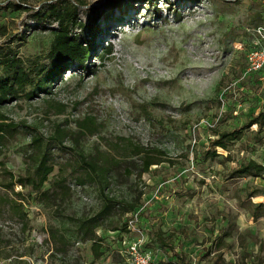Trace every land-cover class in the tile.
Returning a JSON list of instances; mask_svg holds the SVG:
<instances>
[{
  "label": "rangeland",
  "instance_id": "374dc122",
  "mask_svg": "<svg viewBox=\"0 0 264 264\" xmlns=\"http://www.w3.org/2000/svg\"><path fill=\"white\" fill-rule=\"evenodd\" d=\"M45 1L0 0V25L8 32L0 43L11 40L29 68L50 64L53 34L33 29L35 22L11 3ZM84 1L90 10L80 13L83 32L96 29L97 47L87 68L65 71L51 82V94L1 105L0 116L34 125L49 139L64 126L68 149H54L58 164L50 179L60 172L68 181L83 177L79 154H96L117 138L163 150L172 162L152 165L140 180L118 171L109 180L110 192L122 202L143 193L133 217L155 262L175 261L156 230L176 232L177 252L188 264H216L219 252L225 264H264V217L255 220L249 208L264 203V177H230L241 162L264 164V127L252 125L240 140L207 157L218 130L243 126L264 110V70L248 69L246 59L255 42L264 47L256 32L264 28V0H117L121 9L112 8V0ZM85 116L101 128L79 137ZM31 136L20 129L5 138L0 178L3 164L16 176L25 173ZM84 184L90 203L73 192L52 207L27 198L24 219L0 207V264H95L92 242L81 240L76 220L93 214L103 198L96 182ZM49 186L47 181L43 189ZM20 190L27 194L16 185ZM128 218L117 211L110 225L122 229ZM223 233V246L208 254ZM107 244L97 264H124L117 242L108 237Z\"/></svg>",
  "mask_w": 264,
  "mask_h": 264
},
{
  "label": "trees",
  "instance_id": "16d2710c",
  "mask_svg": "<svg viewBox=\"0 0 264 264\" xmlns=\"http://www.w3.org/2000/svg\"><path fill=\"white\" fill-rule=\"evenodd\" d=\"M109 3L114 9L122 8L121 1L112 0ZM11 5L17 10L22 9L26 12L27 16L35 22L33 29L41 28L53 34L48 54L51 62L50 64H34L29 68L17 50L12 47L11 40L1 42L0 106L17 101L22 97L29 100L39 97L40 94H51L52 81L73 67L86 69L90 58L97 49L94 44L96 29L91 27L89 32H83L86 26L80 18V13H88L90 10L84 0H47L37 6H24L19 2L11 3ZM86 33H90V36H86ZM7 34V26L1 24L0 36L6 37ZM107 51L109 53L110 49ZM254 124L260 129L264 127V110L253 114L243 126L231 130H218V136L211 142V150L207 152V157H216L218 155L217 147L227 149L230 144L240 140L245 131ZM63 128V125H58L55 135L49 139L39 133L34 125L15 122L6 115L0 116V156L4 147L3 142L8 135H13L20 129L32 134L30 148L26 152L25 173L16 176L4 164L1 165V171L5 173V176L0 178V207H7L14 216L24 219L27 217L24 207V201L27 198L35 199L44 206L52 207L59 201H65L72 194L69 181L62 172L50 179L56 163L58 164L54 149H57L58 153L68 149V146L64 145L67 135ZM77 128L79 132L76 135L79 133L78 135L81 137L98 132L101 124L95 117L85 116L80 120ZM164 161L172 162V159L167 157L163 150L147 147L124 138H117L114 143L108 144L105 150H97L96 154H85L84 152L79 154V164L84 176L74 180L80 184L86 183L87 179L96 182L103 198L99 208L93 214L76 220L81 240L92 242L95 254L94 262L100 258L103 248L108 247V230L117 231L119 237L124 234L130 237L132 233L128 228L129 221L133 218L135 209L139 206L143 195L142 192H139L135 199H126L122 202L109 190L111 175L118 171L119 175L125 179L135 177L140 180L144 173L151 171L152 165H158ZM133 165L140 169L134 170ZM121 169L123 172H120ZM235 176L264 177V164L255 160L241 162L231 171L230 177ZM47 181H50V186L43 189V185ZM16 185L26 189L27 194H24L23 190L16 192ZM2 189H5V192ZM249 208L252 209L251 215L255 220L264 217L263 202L250 204ZM117 211L120 217L129 216L122 229L113 224L110 225V221L116 217ZM99 229L103 231L101 235L97 233ZM153 234L162 248L170 250L175 256V261L171 264H188L182 254L177 252L176 241L179 238L176 232L165 236L162 231L155 230ZM227 236L228 234L223 233L221 237L214 240L207 253L211 254L214 248L218 249L223 246L224 238ZM77 244L80 245L81 242H77ZM216 264H225L222 252L217 253Z\"/></svg>",
  "mask_w": 264,
  "mask_h": 264
},
{
  "label": "built area",
  "instance_id": "2783aa9c",
  "mask_svg": "<svg viewBox=\"0 0 264 264\" xmlns=\"http://www.w3.org/2000/svg\"><path fill=\"white\" fill-rule=\"evenodd\" d=\"M258 35L264 37V28L258 27L256 29ZM252 48H249L246 59L248 63V69L256 72L264 68V47H261L257 42ZM140 72L143 71V68L139 63L135 64ZM166 73V71H163ZM144 75V74H143ZM142 77V76H141ZM143 78H147L145 74ZM73 194L78 196L81 200H84L87 203L92 202V198L88 195L85 188V184H80L76 180H69L68 182ZM137 216L136 213L133 214ZM137 218H132L129 221V230L133 234H137L139 237H129L124 234L122 237H119L117 231L108 230V235L112 240L116 241L119 244L118 253L122 256L124 264H160L155 262L154 256L151 251H148L144 248V240L141 238V228L138 226ZM102 229L97 231L98 235L102 234ZM100 260V258L98 259ZM97 260V261H98ZM97 261L95 264H97ZM171 264V263H167Z\"/></svg>",
  "mask_w": 264,
  "mask_h": 264
},
{
  "label": "crops",
  "instance_id": "0c3cea01",
  "mask_svg": "<svg viewBox=\"0 0 264 264\" xmlns=\"http://www.w3.org/2000/svg\"><path fill=\"white\" fill-rule=\"evenodd\" d=\"M99 261V260H98ZM98 261H97V263H98Z\"/></svg>",
  "mask_w": 264,
  "mask_h": 264
}]
</instances>
